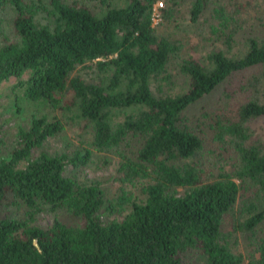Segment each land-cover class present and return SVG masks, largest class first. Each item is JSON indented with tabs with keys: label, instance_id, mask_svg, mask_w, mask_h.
Returning <instances> with one entry per match:
<instances>
[{
	"label": "trees",
	"instance_id": "trees-1",
	"mask_svg": "<svg viewBox=\"0 0 264 264\" xmlns=\"http://www.w3.org/2000/svg\"><path fill=\"white\" fill-rule=\"evenodd\" d=\"M157 1L0 0V85L14 77L26 100L52 114L34 115L28 128L19 127L17 145L0 160V264H264V234L258 235L264 150L248 141L247 126L264 116V38L246 37L244 49L232 51L238 28L228 24L236 25L238 10L229 15L224 5L215 8L230 51L217 46L182 59L186 89L157 96L152 81L164 78L180 56L178 41L153 25ZM204 8L205 0L193 1V21ZM160 10L167 21V9ZM5 21L9 32L1 29ZM85 64L93 75H73ZM250 69L232 90L231 115L189 116L219 84ZM125 110L120 122L113 120V112ZM67 112L90 130L94 150L116 154L123 184L142 183V199L123 187L107 199L99 183L66 176L68 164L91 161L89 148L72 156L33 155L61 132ZM210 131L234 155L215 171L203 162ZM239 198L240 216L226 228ZM44 205L82 224L55 218L48 227L37 225L34 215ZM18 206L24 217L7 210ZM124 211L121 219L111 217ZM237 230L254 246L245 255L230 246Z\"/></svg>",
	"mask_w": 264,
	"mask_h": 264
},
{
	"label": "rangeland",
	"instance_id": "rangeland-1",
	"mask_svg": "<svg viewBox=\"0 0 264 264\" xmlns=\"http://www.w3.org/2000/svg\"><path fill=\"white\" fill-rule=\"evenodd\" d=\"M78 1L85 4L95 2V0ZM193 1L177 0V5L171 6L166 5L164 0H158L153 5V25L159 26L157 28L158 32L169 34L173 39L178 41L180 46V56L178 59L175 57L171 59L164 78L161 77L160 79L159 77L157 80L152 81V90L157 96L160 94L180 93L186 89L188 79L181 72L179 64L182 59L188 58L190 55L206 54L217 46L229 50L225 44L226 36L224 35V32L228 33V29L225 30V27L220 28L219 19L213 12L215 8L218 10V7L224 5L225 11L229 15H232L234 12V7L238 10L235 16H233L235 17L234 21L237 22L236 25L234 22H229L228 24L229 27L238 28V33L232 43L230 42L234 47L232 51H236V48H243V42L246 37L256 36L258 39L264 38V0H205V8L200 17L195 21L192 20L190 12ZM159 2H162L163 5L160 6L158 4ZM227 3L229 4L227 5ZM162 7L167 9V17L169 18H167V21L162 18L160 10ZM6 23V21L1 23V25H4V28L1 29L9 32L10 27ZM254 71L251 69L246 70L243 73H239L232 80L219 84L213 91L194 104L189 112V116H199L201 120L205 116L209 119V114H213L216 111H219L218 113L221 112L223 116L231 115L233 110H235V104H237V99L234 96H231L230 99L232 90L239 83L244 82L246 78L250 77ZM78 74L86 78L93 75L91 65L85 64L77 66L73 75ZM16 82L17 79L12 77L0 85V160L8 159L11 151L17 145V132L19 127L28 128L31 118L34 115L39 116L49 111L41 104L26 100L22 95V91L16 88ZM54 112L56 115L61 114L59 111ZM47 113L52 115L50 112ZM113 113V120L120 122L127 113V110ZM71 115H73V112H67L64 115V126L61 132L48 138L41 148L34 151L33 155H36L39 151H46L50 155L67 152L72 156L76 151L83 152L85 148H89L92 150L91 161L77 167L68 164L64 171L66 176L73 177L84 183H94L97 185L99 183L104 191V197L107 199L118 195L120 187L131 192L138 200L142 199L144 197L141 193L142 183L123 184L120 180L121 175L118 172V159L116 154L94 150L90 145V130L85 128L80 121H70L69 116ZM247 126L248 141L256 144L259 143L264 150V116L251 119L247 123ZM211 133L212 131L208 135L205 133L206 141L202 154L203 162L211 167V170L215 171L218 166L231 162L234 155L229 150H225L220 142L213 140ZM240 203L241 199L239 198L235 211L227 215L226 228H229L240 216L238 210ZM7 210L12 216H25V208L22 206L10 207ZM125 212L112 215L111 217L116 216L118 219H121L125 215ZM105 215L108 218V215ZM55 218H58L66 224H82L78 218L73 217L64 210H52L48 205H44L41 210L37 211L34 215V223L48 227ZM259 231L261 233L258 235L264 234V224L259 227ZM229 240L231 242V248L244 255L254 247L248 244L250 239L248 240L239 230L233 233Z\"/></svg>",
	"mask_w": 264,
	"mask_h": 264
},
{
	"label": "built area",
	"instance_id": "built-area-1",
	"mask_svg": "<svg viewBox=\"0 0 264 264\" xmlns=\"http://www.w3.org/2000/svg\"><path fill=\"white\" fill-rule=\"evenodd\" d=\"M158 4H159L160 6H162V5H163V4H162V2H159Z\"/></svg>",
	"mask_w": 264,
	"mask_h": 264
}]
</instances>
